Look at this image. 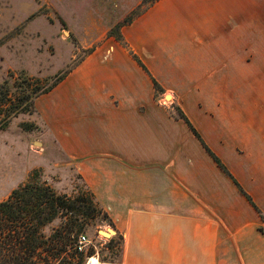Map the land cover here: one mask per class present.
<instances>
[{"label":"crops","instance_id":"crops-1","mask_svg":"<svg viewBox=\"0 0 264 264\" xmlns=\"http://www.w3.org/2000/svg\"><path fill=\"white\" fill-rule=\"evenodd\" d=\"M221 5L230 13L215 19L212 9ZM253 6L264 0H160L122 35L264 214V133L254 111L237 108L246 103L237 94L245 79L237 77L236 40L264 22V10L254 13ZM206 17L228 24L213 26L211 51L197 48L209 55L202 68L195 47L152 42V32L180 37L185 23ZM152 25L161 28L155 33ZM111 46L88 55L39 108L117 225L118 264H249L255 250L264 256L258 213L187 124L154 102L150 76L123 47ZM204 66L212 69L207 77Z\"/></svg>","mask_w":264,"mask_h":264},{"label":"rangeland","instance_id":"rangeland-1","mask_svg":"<svg viewBox=\"0 0 264 264\" xmlns=\"http://www.w3.org/2000/svg\"><path fill=\"white\" fill-rule=\"evenodd\" d=\"M151 1L0 0V201L6 199L14 188L30 181L31 176L48 184L57 194L71 199L83 195L86 202H77L76 205L85 204L90 210L96 209V218L85 220L91 224L82 225L80 234L86 237L82 250L92 251L93 256L103 264H118L121 242L108 247L109 239L116 234L105 237L98 230L110 227L117 233V225H110L104 214L97 213L102 206L95 196H88L89 186L85 182L84 171L76 163L78 160L70 157L62 148L52 123L40 111L39 99L62 80L50 91L39 93L55 83L59 76L71 72L92 52L106 51L111 49V45L123 47L112 34L117 30L122 34L124 27L132 24L160 0ZM262 9V6H253L254 13ZM212 10L211 15L215 19L220 14L230 13L228 5L215 6ZM209 11L207 8L206 13ZM215 19L206 17L202 23H185L180 29L186 30L187 35L180 37H160L161 34L155 37L152 32V42L184 49L195 47L191 54L195 55L194 61L202 68L200 62L209 55L203 56L197 48L204 47V52L207 49L211 51L213 26L228 24L216 22ZM253 24L258 30H253L252 36L238 37L236 40L240 61L237 77L245 79L244 89L237 85V94L238 100L246 103L238 102L237 108L254 111L253 122H261L264 133V117L258 118V113L264 112V22ZM158 28L161 27L152 25L155 33ZM165 28L170 29L169 25ZM102 54L107 56L106 52ZM204 71L205 77L212 73L211 68ZM200 72L199 69L198 74ZM197 87L200 89L202 86ZM205 88H210L212 93L215 89L211 86ZM162 89L160 92L154 90V102L175 119L178 96L173 91ZM54 225H58V222ZM259 228V232H264V227L262 230ZM260 253L255 250L249 264H264V256Z\"/></svg>","mask_w":264,"mask_h":264},{"label":"trees","instance_id":"trees-1","mask_svg":"<svg viewBox=\"0 0 264 264\" xmlns=\"http://www.w3.org/2000/svg\"><path fill=\"white\" fill-rule=\"evenodd\" d=\"M154 1L156 0L151 2ZM112 36L128 50L134 60L150 76L155 92L163 91L158 81L151 76L141 60L128 47L120 30H117ZM67 73L59 76L55 83L44 88L39 94L50 91L64 79ZM176 110L178 114L175 115V118L182 119L187 124L205 151L231 178L240 193L258 213L263 225L259 230H262L264 227L262 211L206 145L182 109L176 106ZM84 185L86 186L85 183ZM87 191L88 196L94 198V194L88 187ZM77 202L84 203L86 199L83 195L71 199L66 195L57 194L52 187L34 176H31L27 183L14 188L6 199L0 201V264H85L86 259L93 256V252L78 250L77 241L82 225L91 224L88 221L96 218L94 214L96 209L90 210L89 206L85 204L76 205ZM100 212L108 218L109 224L113 226L111 219L102 207H99L97 211V213ZM56 221L58 225H54ZM116 242H121V259L122 236L118 232L109 239L108 247H113Z\"/></svg>","mask_w":264,"mask_h":264},{"label":"water","instance_id":"water-1","mask_svg":"<svg viewBox=\"0 0 264 264\" xmlns=\"http://www.w3.org/2000/svg\"><path fill=\"white\" fill-rule=\"evenodd\" d=\"M98 232L105 237H110L111 235L116 234V231L110 227L106 228V230L99 229Z\"/></svg>","mask_w":264,"mask_h":264},{"label":"built area","instance_id":"built-area-1","mask_svg":"<svg viewBox=\"0 0 264 264\" xmlns=\"http://www.w3.org/2000/svg\"><path fill=\"white\" fill-rule=\"evenodd\" d=\"M85 240H86L85 235L84 234H79L78 241H77L78 242V244H77L78 250L82 249V245L84 244Z\"/></svg>","mask_w":264,"mask_h":264},{"label":"bare ground","instance_id":"bare-ground-1","mask_svg":"<svg viewBox=\"0 0 264 264\" xmlns=\"http://www.w3.org/2000/svg\"><path fill=\"white\" fill-rule=\"evenodd\" d=\"M169 96H167L168 98ZM87 264H103V263H100L98 261V259L95 257V256H91L89 259H88V262Z\"/></svg>","mask_w":264,"mask_h":264}]
</instances>
